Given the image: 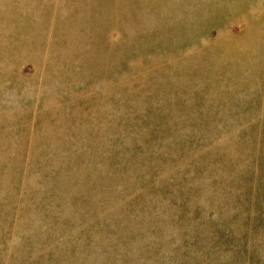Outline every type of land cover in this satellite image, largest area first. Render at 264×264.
<instances>
[{"label": "rangeland", "instance_id": "rangeland-1", "mask_svg": "<svg viewBox=\"0 0 264 264\" xmlns=\"http://www.w3.org/2000/svg\"><path fill=\"white\" fill-rule=\"evenodd\" d=\"M0 264H264V0H0Z\"/></svg>", "mask_w": 264, "mask_h": 264}]
</instances>
